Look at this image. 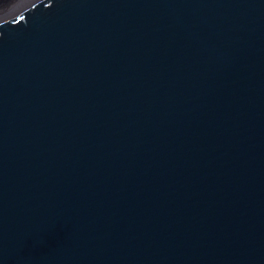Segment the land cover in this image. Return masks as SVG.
<instances>
[{"label":"water","instance_id":"water-1","mask_svg":"<svg viewBox=\"0 0 264 264\" xmlns=\"http://www.w3.org/2000/svg\"><path fill=\"white\" fill-rule=\"evenodd\" d=\"M0 264H264V0H0Z\"/></svg>","mask_w":264,"mask_h":264}]
</instances>
